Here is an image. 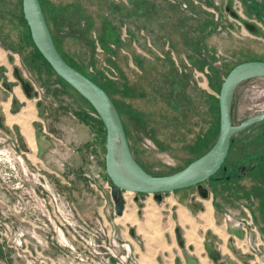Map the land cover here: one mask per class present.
<instances>
[{
	"label": "rangeland",
	"instance_id": "obj_1",
	"mask_svg": "<svg viewBox=\"0 0 264 264\" xmlns=\"http://www.w3.org/2000/svg\"><path fill=\"white\" fill-rule=\"evenodd\" d=\"M38 1L61 56L108 94L135 159L155 176L212 146L222 80L241 61L264 60V0H217L224 31L190 0ZM231 5L240 20L227 15ZM0 53L6 82L17 83L16 68L35 90L27 98L0 81V264H184L188 246L206 263L204 242L220 248L228 240L234 252L224 247L218 263L264 264V119L232 135L223 166L208 180L159 201L124 191L118 216L104 169L105 127L35 47L22 0H0ZM263 110L264 78L242 82L232 126ZM10 117L27 127L28 140L20 133L28 152L19 149ZM92 159L97 188L86 176Z\"/></svg>",
	"mask_w": 264,
	"mask_h": 264
},
{
	"label": "water",
	"instance_id": "obj_2",
	"mask_svg": "<svg viewBox=\"0 0 264 264\" xmlns=\"http://www.w3.org/2000/svg\"><path fill=\"white\" fill-rule=\"evenodd\" d=\"M226 11L230 15L236 16L230 7ZM22 12L37 50L54 72L89 102L105 127L104 169L110 180L114 213L118 216L123 212L122 193L124 191L152 194L159 201L163 193L197 186L208 180L224 163L232 135L264 119L263 110L260 114L232 126L231 103L235 90L248 79L264 78V60L241 61L227 72L221 82L218 92V134L212 146L184 168L170 174L155 176L146 171L135 159L120 114L108 94L88 76L68 64L59 53L39 1L22 0ZM245 25L250 32L255 31L254 25L249 23ZM17 77L24 86L27 96H30L28 83H24L19 75ZM3 85L8 86L6 82ZM3 121V118L0 117V128L2 129H4ZM11 128L15 133L19 149L28 152L18 125L13 124ZM186 197L184 194L181 200H185ZM130 233L132 236L134 235L133 230ZM176 238L178 245L184 248V240L181 239L178 228L176 229ZM191 250L192 247H188V250L182 251L185 264H200L199 260L190 254ZM204 250L213 262L217 263L220 260V251L213 242H204Z\"/></svg>",
	"mask_w": 264,
	"mask_h": 264
},
{
	"label": "built area",
	"instance_id": "obj_3",
	"mask_svg": "<svg viewBox=\"0 0 264 264\" xmlns=\"http://www.w3.org/2000/svg\"><path fill=\"white\" fill-rule=\"evenodd\" d=\"M190 1H191V2H188V3H192V4H194V5L200 6V7H202V8L205 9V10L207 9V11H209V12L214 16L213 19H214L216 22H218L217 30H218V31H224V28H223L222 24L219 23L220 17L218 16V11H217V7H218L217 5L219 4V2H218L217 0H212V1H213V4L210 5V6H208V7L205 6V5L201 2V0H190ZM182 6H183V7H186L187 4L184 3ZM230 8H231V10L236 14V16L234 17V16L230 15V14L226 11V12H227V15H229L230 19H231V20H240L239 15H238V13H240L238 7L235 6V5H233V6L231 5ZM242 22H244V21H242ZM246 23H249V22H244V23H243L245 27H246V25H245ZM249 24H250V23H249ZM246 28H247V27H246ZM229 31L235 33L234 30H230V29H229ZM96 166H97V164H96V160H95V159H92V161H91V166H90L91 170L86 174L87 178H88V179L90 180V182H91V186H95V188H97L96 181L100 180V173H99V171H98V169H97ZM108 185L110 186V182L108 183ZM110 190H111V187H110ZM227 218H228V217H227Z\"/></svg>",
	"mask_w": 264,
	"mask_h": 264
},
{
	"label": "crops",
	"instance_id": "obj_4",
	"mask_svg": "<svg viewBox=\"0 0 264 264\" xmlns=\"http://www.w3.org/2000/svg\"><path fill=\"white\" fill-rule=\"evenodd\" d=\"M5 56V54L4 53H0V61H1V58L2 57H4ZM6 58V57H5ZM0 65H1V63H0ZM13 92H14V90H13ZM17 94H18V92H17ZM16 95V94H15ZM18 96V95H17ZM38 107H40L38 104H36ZM27 107H28V105H27ZM37 107V108H38ZM25 108V107H24ZM29 108V107H28ZM25 116H27V115H25ZM24 119V121H25V123H27L26 122V117H23ZM19 119V118H18ZM20 120H22V119H20ZM10 121H13L14 123H16V125L18 124V125H20V130H21V133L27 138V140H28V133H29V131L27 130V127L24 125V128H23V126L19 123V122H17V121H14L13 119H12V117H10ZM4 122V121H3ZM84 132H85V130L83 129V128H80V132H79V134H78V138L79 139H81V140H85L87 137H86V135L84 134ZM28 142V141H27ZM183 196V195H182ZM180 200V199H179ZM182 201V200H181ZM208 213H209V211H208V209H207V211L204 213V214H201V217H205V218H207V216H208ZM186 218H189V220L191 219V220H195V218H193L191 215H189V216H186ZM221 228H222V226H221ZM176 229L177 228H175V234H176ZM131 230H133V233L135 234L136 232L134 231V229H131ZM130 230V231H131ZM215 232V231H214ZM216 233V232H215ZM134 236V235H133ZM186 242H188V240H187V235H186ZM191 238V237H190ZM194 239V238H193ZM191 242L193 241V240H190ZM215 244V246H216V248L220 251V254H221V256L224 254V253H226V250L224 249V247H228V249L231 251V252H234V247H233V244H232V242L230 241V240H228L227 241V243H226V245H225V243H222L223 245H220L221 247L219 248L218 247V245L216 244V243H214ZM180 247V246H179ZM188 247H192V250H193V246H188ZM188 250V249H187ZM192 250L190 251V254H191V252H192ZM194 254V253H193ZM192 255V254H191ZM194 256L198 259V257L194 254ZM231 258V257H230ZM205 259H206V263L205 262H202V261H200V259H198L199 260V262H200V264H220V263H215V262H213L210 258H208V256H207V254H205ZM184 264H185V262H184Z\"/></svg>",
	"mask_w": 264,
	"mask_h": 264
},
{
	"label": "flooded vegetation",
	"instance_id": "obj_5",
	"mask_svg": "<svg viewBox=\"0 0 264 264\" xmlns=\"http://www.w3.org/2000/svg\"><path fill=\"white\" fill-rule=\"evenodd\" d=\"M12 75H13V77L17 80V83H16V84H9V83L6 82V80L8 81V78L6 77V76H7L6 71H3V72L0 73V81L2 82V86L5 88V90H12V91H13L15 87H19L20 90L22 91V93H23L27 98L31 97V94L35 91L34 88H33L32 85H31V83L28 82V81H26V80L23 78V75H22L20 72H18V70H16V68L13 69V71H12ZM17 75H19V77L23 80L24 83H28V86H29V88H30V90H29V92H30V96H27L26 91H25V88H24V86H22V84L20 83V80L18 79ZM3 78H4L5 81L2 80ZM4 82H6V83L8 84L7 87H5V86L3 85ZM35 94H36V93H35ZM14 103H15V101L13 100V106L15 105ZM15 110H16L15 107H12V108H11V111H12L13 113L16 112ZM256 163H257V162H256ZM254 165H255V164H253L252 166H254ZM238 172H239L238 175L240 176V175H242L245 171L243 170V168H239V171H238ZM201 195H202V197H206L207 193L204 192V191H201ZM183 196H184V195H183Z\"/></svg>",
	"mask_w": 264,
	"mask_h": 264
},
{
	"label": "trees",
	"instance_id": "obj_6",
	"mask_svg": "<svg viewBox=\"0 0 264 264\" xmlns=\"http://www.w3.org/2000/svg\"><path fill=\"white\" fill-rule=\"evenodd\" d=\"M53 40H54V39H53ZM54 43H55V42H54ZM55 45H56V44H55ZM64 60H65V59H64ZM80 72H81V71H80ZM83 74H84V73H83ZM90 79H91V78H90ZM91 80L94 81L93 79H91ZM94 82H95V81H94ZM95 83H96V82H95ZM222 166H223V164L221 165V167H222ZM220 169H221V168H220ZM220 169H219V170H220ZM219 170H218V171H219ZM218 171H217V172H218ZM217 172H216V173H217ZM216 173H215V174H216ZM215 174H214V175H215Z\"/></svg>",
	"mask_w": 264,
	"mask_h": 264
},
{
	"label": "bare ground",
	"instance_id": "obj_7",
	"mask_svg": "<svg viewBox=\"0 0 264 264\" xmlns=\"http://www.w3.org/2000/svg\"><path fill=\"white\" fill-rule=\"evenodd\" d=\"M26 117V116H25ZM190 240H194L193 238H190Z\"/></svg>",
	"mask_w": 264,
	"mask_h": 264
}]
</instances>
